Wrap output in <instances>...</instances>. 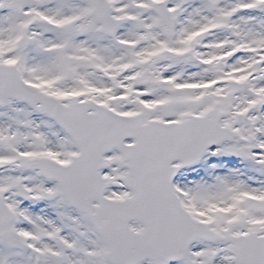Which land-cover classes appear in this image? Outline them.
Listing matches in <instances>:
<instances>
[{"label":"snow or ice","instance_id":"snow-or-ice-1","mask_svg":"<svg viewBox=\"0 0 264 264\" xmlns=\"http://www.w3.org/2000/svg\"><path fill=\"white\" fill-rule=\"evenodd\" d=\"M0 264H264V0H0Z\"/></svg>","mask_w":264,"mask_h":264}]
</instances>
